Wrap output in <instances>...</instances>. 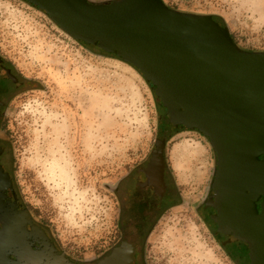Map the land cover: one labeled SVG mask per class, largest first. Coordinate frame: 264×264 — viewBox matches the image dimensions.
<instances>
[{"label":"rangeland","instance_id":"374dc122","mask_svg":"<svg viewBox=\"0 0 264 264\" xmlns=\"http://www.w3.org/2000/svg\"><path fill=\"white\" fill-rule=\"evenodd\" d=\"M162 1L214 16L239 48L264 52V0ZM0 56L26 80L0 121L2 163L20 203L71 259L98 260L123 232L114 188L154 150L163 108L134 69L20 0H0ZM165 159L173 199L139 240L141 264L248 263L229 256L200 211L216 163L208 141L174 133Z\"/></svg>","mask_w":264,"mask_h":264},{"label":"water","instance_id":"95a60500","mask_svg":"<svg viewBox=\"0 0 264 264\" xmlns=\"http://www.w3.org/2000/svg\"><path fill=\"white\" fill-rule=\"evenodd\" d=\"M20 1L76 42L134 69L159 101L160 134L139 170L158 203L169 136L195 132L208 141L216 163L205 208L216 239L222 247L246 245L248 264H264V52L239 48L214 16L179 12L162 0ZM4 154L0 147V264H76L8 198ZM141 237L137 230L123 236L96 264H134Z\"/></svg>","mask_w":264,"mask_h":264},{"label":"flooded vegetation","instance_id":"af4514ba","mask_svg":"<svg viewBox=\"0 0 264 264\" xmlns=\"http://www.w3.org/2000/svg\"><path fill=\"white\" fill-rule=\"evenodd\" d=\"M1 64H0V121L2 119L3 113L8 111V107L16 94L24 88L26 83L25 77L20 76L16 73L13 67L6 61L4 58L0 56ZM164 113V109H163ZM162 113V114H163ZM179 134V133H178ZM168 140V139H167ZM167 142V141H166ZM0 147H4L1 140L0 134ZM4 156V155H3ZM151 158V153L149 154L148 159L146 162L139 164L135 168H133L127 175L122 177L114 188V193L116 195L117 205L119 209V219L123 229L121 234V238L123 236H133L134 231L137 230L139 233H142V236L147 235V231L149 230L150 225L156 219L159 210L165 207L170 201L172 202L173 193L171 190V181H170V174L168 172V165L165 159V150H164V162L165 168L163 173V183L165 186V190L162 192V197L160 203H158L156 193L153 192L151 189L146 187L142 178H140L139 170L144 169ZM3 159V157H2ZM1 159V165L5 172H7L12 180V192H8V198L14 200L16 198L17 205L19 206L20 210H27L21 203L18 198V195L14 189V181L12 179L11 173L4 167ZM215 171V170H214ZM214 176V174H213ZM212 184V182H211ZM211 194V185L208 191L206 198L203 200L201 205L200 211L207 217L208 224L212 230L214 238H218L216 235V226L211 220L212 211L210 209L205 208V202L209 199ZM178 194H175V198H177ZM28 211V210H27ZM30 214V213H29ZM30 220L36 227H39L45 235L48 237L49 241L53 243L54 247L57 249L58 253H64L67 258H69L72 262L76 264H95L98 260L93 262H84L79 260L71 259L65 252H63L55 243L53 238L49 235L47 230L32 216L30 215ZM217 240V239H216ZM218 241V240H217ZM219 242V241H218ZM221 246V243L219 242ZM36 247L39 245L36 243ZM138 248V249H137ZM223 248L230 249L229 256L234 258V256L239 257L238 261L244 262V258L247 256L248 263V249L247 246L240 243H232L226 244ZM141 245L136 246L135 249V258L134 264H141L140 261V250ZM136 250L138 253H136ZM101 259V258H100ZM246 263V264H248ZM245 264V262L243 263Z\"/></svg>","mask_w":264,"mask_h":264},{"label":"bare ground","instance_id":"6f19581e","mask_svg":"<svg viewBox=\"0 0 264 264\" xmlns=\"http://www.w3.org/2000/svg\"><path fill=\"white\" fill-rule=\"evenodd\" d=\"M56 167V166H55ZM58 169H60L59 167H58ZM61 169H62V167H61ZM63 170V169H62ZM59 172V171H58ZM60 173V172H59ZM61 173H63V171H61ZM65 173V172H64ZM67 174V173H66ZM60 177V176H59ZM66 178V177H65ZM69 179V178H68Z\"/></svg>","mask_w":264,"mask_h":264},{"label":"trees","instance_id":"16d2710c","mask_svg":"<svg viewBox=\"0 0 264 264\" xmlns=\"http://www.w3.org/2000/svg\"><path fill=\"white\" fill-rule=\"evenodd\" d=\"M106 57H110V56H107V55H105ZM138 73V72H137ZM139 74V73H138ZM154 96V95H153ZM154 98H155V96H154ZM156 99V98H155ZM157 100V99H156ZM158 101V100H157ZM159 102V101H158Z\"/></svg>","mask_w":264,"mask_h":264}]
</instances>
